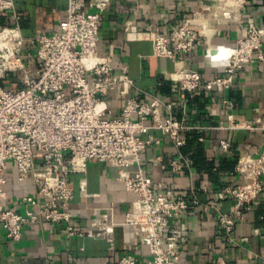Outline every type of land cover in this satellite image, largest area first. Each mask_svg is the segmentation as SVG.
<instances>
[{
  "label": "built area",
  "instance_id": "1",
  "mask_svg": "<svg viewBox=\"0 0 264 264\" xmlns=\"http://www.w3.org/2000/svg\"><path fill=\"white\" fill-rule=\"evenodd\" d=\"M111 0H68L66 16L58 23L59 30L29 39L36 48L32 55L35 66L25 60V38L18 25L0 26V80L10 73L18 75L16 87L0 82V227L10 241H19L23 229L32 223H57L71 220L70 203L73 190L71 173H84L93 161L106 162L126 169L118 180L132 192L134 200L125 214L124 224L135 226L141 243L147 246V264H178L182 232L176 220L191 204L199 201L193 191L171 195L163 182H155L144 172L142 154L160 143L153 130L170 137L175 146L186 143L191 126L171 116L161 115V101L126 99L117 113L110 106V93L120 83L132 84L126 64L115 72L111 58L99 54L98 41L101 13ZM235 6L219 8V21L233 18V8L246 0H233ZM0 14L18 19L14 0H0ZM200 12L185 18L170 35L157 30L126 33L129 40H148L154 56L174 59L190 53L199 39L210 40L215 29L198 20ZM264 26L250 20L246 35L236 45H208L204 61L223 70L222 75L203 79L201 73L179 65L175 75L179 87L191 95L202 90L230 88L236 71L254 60L264 61ZM182 63V61H178ZM260 119H256L259 122ZM231 127L239 126L233 123ZM254 131L264 125L244 124ZM202 140V138H200ZM223 150L229 142L220 141ZM182 156L162 163V168L182 172L187 164ZM13 167L17 180L28 181L33 193L19 195L9 205L6 189L7 170ZM240 182L227 184L216 194L217 199H232L233 216L218 213V223L231 238L237 219L251 208L264 188V142L257 155H243L234 170ZM214 206L213 202L211 204ZM95 208L94 215H99ZM100 218L92 222L89 236L108 235L116 222L110 205ZM68 235L77 231L67 225ZM80 234V233H79ZM82 235V234H81ZM119 264H136L127 255ZM217 264H226L221 259Z\"/></svg>",
  "mask_w": 264,
  "mask_h": 264
},
{
  "label": "crops",
  "instance_id": "2",
  "mask_svg": "<svg viewBox=\"0 0 264 264\" xmlns=\"http://www.w3.org/2000/svg\"><path fill=\"white\" fill-rule=\"evenodd\" d=\"M68 0H14L18 19L0 14V26L18 25L25 38V60L35 66L32 55L36 45L29 39L59 30L58 23L66 16ZM223 1V2H222ZM228 0H111L101 13L98 41L100 55L111 58L119 72L126 64L132 84L120 83L110 93V106L117 113L126 99L158 98L161 115L171 116L191 126L186 143L177 147L160 130L153 135L160 143L147 149L141 157L144 172L155 182H163L171 195L193 191L199 201L183 211L176 222L182 232L178 264H264V188L251 208L236 220L232 239L218 223V213L233 216V200L217 199L216 194L227 184L240 182L234 170L240 156L257 155L264 142V130L251 131L244 124L264 125V61L254 60L235 72L230 88L202 90L191 95L182 90L176 79L179 65L196 69L203 79L222 75L223 70L204 61L208 45H236L245 37L247 23L252 20L264 26V0H246L233 8V18L219 21L215 12ZM200 12L198 19L215 31L209 41L199 39L195 48L177 58L154 56L148 40H129L126 33L157 30L170 35L187 17ZM264 52V44L262 46ZM182 61V63H178ZM16 73L0 80L5 86L16 87ZM256 119H260L256 122ZM236 123L239 126L231 127ZM202 138V140H200ZM229 142L225 151L220 141ZM182 156L187 164L182 172L162 168L172 158ZM126 169L106 162H91L84 173H71L68 181L73 190L70 203L71 220L52 223L42 221L27 225L19 241H10L0 227V264H119L127 255L136 264H147V246L141 243L139 230L124 224L134 195L118 180ZM264 179V178H263ZM6 189L9 205L19 195L33 193L28 182L17 180L11 166L7 170ZM214 204L212 206L211 204ZM113 205L109 220L117 224L112 233L89 236L95 230L92 222ZM97 208L99 215H94ZM77 233L68 235L67 225ZM80 233V234H79ZM82 234V235H81Z\"/></svg>",
  "mask_w": 264,
  "mask_h": 264
},
{
  "label": "bare ground",
  "instance_id": "3",
  "mask_svg": "<svg viewBox=\"0 0 264 264\" xmlns=\"http://www.w3.org/2000/svg\"><path fill=\"white\" fill-rule=\"evenodd\" d=\"M228 6H235L236 5V2L235 1H230V0H228L227 1V3H226ZM0 42H1V40H0Z\"/></svg>",
  "mask_w": 264,
  "mask_h": 264
},
{
  "label": "rangeland",
  "instance_id": "4",
  "mask_svg": "<svg viewBox=\"0 0 264 264\" xmlns=\"http://www.w3.org/2000/svg\"><path fill=\"white\" fill-rule=\"evenodd\" d=\"M231 1V0H230ZM233 1V0H232ZM223 2V1H222ZM221 7H223V5H220ZM218 11H220V9H218ZM221 12L222 11H220V12H218V14H219V17H220V15H221Z\"/></svg>",
  "mask_w": 264,
  "mask_h": 264
}]
</instances>
